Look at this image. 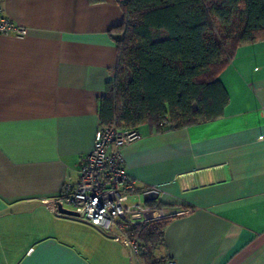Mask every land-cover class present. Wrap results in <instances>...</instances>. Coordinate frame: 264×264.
I'll return each instance as SVG.
<instances>
[{"label": "crops", "instance_id": "0c3cea01", "mask_svg": "<svg viewBox=\"0 0 264 264\" xmlns=\"http://www.w3.org/2000/svg\"><path fill=\"white\" fill-rule=\"evenodd\" d=\"M27 30L0 34V264H136L130 250L59 211L102 127L118 64V0H0ZM219 80L223 115L140 125L123 149L131 201L172 212L163 264H264V40L239 45Z\"/></svg>", "mask_w": 264, "mask_h": 264}, {"label": "trees", "instance_id": "16d2710c", "mask_svg": "<svg viewBox=\"0 0 264 264\" xmlns=\"http://www.w3.org/2000/svg\"><path fill=\"white\" fill-rule=\"evenodd\" d=\"M100 2L102 0H92ZM118 64L100 104L102 125L187 126L223 115L219 80L241 44L264 40V0H118ZM166 217L135 230L145 264H163Z\"/></svg>", "mask_w": 264, "mask_h": 264}, {"label": "built area", "instance_id": "2783aa9c", "mask_svg": "<svg viewBox=\"0 0 264 264\" xmlns=\"http://www.w3.org/2000/svg\"><path fill=\"white\" fill-rule=\"evenodd\" d=\"M26 28L8 18L0 8V34L26 35ZM141 137L138 129L122 130L102 125L94 149L83 158L76 184L65 186L60 202L105 236L123 243L136 264H145L146 249L134 232L172 212L161 202L131 201L133 179L125 167L123 149ZM164 264H178L169 259Z\"/></svg>", "mask_w": 264, "mask_h": 264}, {"label": "water", "instance_id": "95a60500", "mask_svg": "<svg viewBox=\"0 0 264 264\" xmlns=\"http://www.w3.org/2000/svg\"><path fill=\"white\" fill-rule=\"evenodd\" d=\"M58 208H59V211L63 214H67V215H77V213L73 210H69L67 208H65L61 202L58 203Z\"/></svg>", "mask_w": 264, "mask_h": 264}, {"label": "rangeland", "instance_id": "374dc122", "mask_svg": "<svg viewBox=\"0 0 264 264\" xmlns=\"http://www.w3.org/2000/svg\"><path fill=\"white\" fill-rule=\"evenodd\" d=\"M65 208L69 209V210H72L69 206L65 205Z\"/></svg>", "mask_w": 264, "mask_h": 264}]
</instances>
